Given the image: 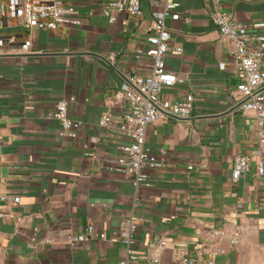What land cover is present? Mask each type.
<instances>
[{
	"label": "crops",
	"instance_id": "crops-1",
	"mask_svg": "<svg viewBox=\"0 0 264 264\" xmlns=\"http://www.w3.org/2000/svg\"><path fill=\"white\" fill-rule=\"evenodd\" d=\"M72 2L79 26L7 29L19 42L29 38L31 52L0 54V264H120L127 251L118 230L131 215L136 259L127 264H180L185 252L198 264H264V180L254 163L231 179L234 158L256 148V122L232 106L236 65L209 19L210 0H141L139 15L121 12L113 23L89 0ZM165 2L177 6L165 17L171 49L164 62L184 82L161 95L180 101L190 93L193 109L187 119L146 128L144 144L162 165L149 169L150 186L135 187L115 162L130 142L120 129L128 107L120 90L149 74L148 28ZM225 5L241 22H264V0ZM62 99L82 122L72 138L59 135L52 116ZM104 114L110 121L101 125ZM88 223L93 235L71 246L66 237L85 233Z\"/></svg>",
	"mask_w": 264,
	"mask_h": 264
},
{
	"label": "built area",
	"instance_id": "built-area-1",
	"mask_svg": "<svg viewBox=\"0 0 264 264\" xmlns=\"http://www.w3.org/2000/svg\"><path fill=\"white\" fill-rule=\"evenodd\" d=\"M226 1L229 0H210L209 19L230 43V54L236 65L237 83L229 90L232 106L242 113H251L258 134L255 150L234 158L231 179L237 181L254 163V176L264 180V34L252 32L253 29L264 27V22L245 23L237 20L226 9ZM140 3L141 0H89V4L97 7L109 23L115 22L121 12L139 15ZM176 6V3L165 2L163 6L153 9V21L147 35L150 46L145 52L151 61L150 72L145 76H132L121 85L120 91L128 107L121 117L120 129L130 142L120 146V155L115 162L117 170L132 177L135 187L150 186L149 169L162 165L158 155L144 144L146 128L158 119H187L193 109L194 97L190 93L180 101H172L161 95L163 87L184 82L182 77L167 70L164 62V56L171 49V36L165 17ZM171 17L177 19L179 14L173 13ZM81 22L80 12L72 0H0V54L11 49L20 54L31 52L29 38L19 42L18 35L7 29L17 28L29 34L33 29L56 30L60 27L79 26ZM174 50L180 52L181 48ZM52 116L59 123V135L62 137H75L82 125L81 121L68 115V103L63 99L55 103ZM109 121L110 116L104 114L100 124L105 125ZM158 151L159 155L165 154L162 147ZM188 169H192V166H188ZM1 199H5V196ZM12 200L18 202L19 197H13ZM2 216L4 214L0 213V218ZM136 229L137 218L131 215L118 230L117 236L127 251V257L120 264L136 259L131 254ZM94 232L93 224L88 223L85 233L71 234L66 238L71 246H75L87 241ZM99 238L105 240L106 234L100 232ZM235 242L234 239L230 240L231 244ZM164 245L165 241L158 243V247ZM198 263L189 252L180 258V264ZM206 264H214L213 258H208Z\"/></svg>",
	"mask_w": 264,
	"mask_h": 264
}]
</instances>
